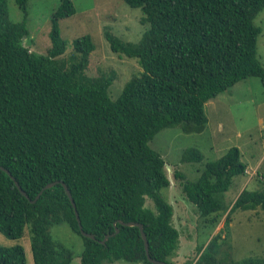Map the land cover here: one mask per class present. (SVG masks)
<instances>
[{"label": "trees", "instance_id": "16d2710c", "mask_svg": "<svg viewBox=\"0 0 264 264\" xmlns=\"http://www.w3.org/2000/svg\"><path fill=\"white\" fill-rule=\"evenodd\" d=\"M123 1L141 8L147 28L138 42L104 32L113 52L141 67L113 98V70L96 79L83 71L95 48L89 35L75 39L74 50L61 56L66 45L58 21L75 12L72 0H60L52 12L45 54L23 43L28 0H15L20 21L9 17L6 0H0V166L26 193L0 168V232L19 238L28 227L34 264L72 263L73 249L50 231L60 224L82 237L78 264H159L148 260L139 227L120 223L128 221L142 224L152 258L174 264L180 234L173 205L161 194L170 181L164 158L149 141L174 125L201 132L208 100L249 76L264 83L257 55L261 28L254 22L264 0ZM181 159L199 162L202 154L188 147ZM246 168L233 145L206 161L194 180L175 172L206 228L226 214L222 228L197 246V258L179 264H264V254L232 255V213L264 211V190L257 187L263 179L257 175L230 205L222 201ZM49 182L56 183L44 188ZM61 182L82 228L94 238L81 234ZM0 264H26L23 246L0 245Z\"/></svg>", "mask_w": 264, "mask_h": 264}, {"label": "rangeland", "instance_id": "374dc122", "mask_svg": "<svg viewBox=\"0 0 264 264\" xmlns=\"http://www.w3.org/2000/svg\"><path fill=\"white\" fill-rule=\"evenodd\" d=\"M8 15L13 21L23 17L15 0H6ZM60 0H28L26 26L28 34L23 39L30 50L45 54L50 46L49 31L52 12ZM75 12L58 21L59 33L66 49L61 54L69 55L74 50L75 39L89 35L94 43L92 61L84 71L92 79L114 71V80L109 94L116 98L125 82L137 75L140 66L136 59L113 52L104 35L112 32L125 41H140L147 25L140 22V7H131L123 0H72ZM254 22L261 28L257 37V55L264 64V8ZM89 77V78H90ZM207 116L205 128L198 133L186 132L174 125L160 129L149 141V145L162 155L164 169L170 184L161 189V194L173 205V224L179 230V246L172 258L174 264L185 260L194 261L198 256L197 246L206 243L223 226L220 222L206 228L201 222L194 204L189 202L182 190L181 173L189 180L197 178L204 163L215 160L230 146L240 149L241 159L247 165L243 176L233 178L230 187L223 193L222 201L230 205L244 185L257 175L263 179L257 187L264 190V83L257 76L243 78L223 92L208 100L204 106ZM196 147L202 154L199 162L183 161V152ZM248 188H251L248 184ZM256 188V187H255ZM151 206L150 199L146 200ZM53 237L69 245L74 251L71 264H78L82 252V237L69 230L64 224L50 228ZM230 241L234 258L264 254V211L236 210L230 223ZM20 243L25 252L26 264H34L31 252L29 228L19 238H10L0 232V245L12 246ZM107 264H136L117 261Z\"/></svg>", "mask_w": 264, "mask_h": 264}, {"label": "water", "instance_id": "95a60500", "mask_svg": "<svg viewBox=\"0 0 264 264\" xmlns=\"http://www.w3.org/2000/svg\"><path fill=\"white\" fill-rule=\"evenodd\" d=\"M0 168L3 169V170H5V171L11 176V178L14 179V177L10 174V172H9L7 169H5V168L2 167V166H0ZM14 180H15V179H14ZM15 183H16L17 187L19 188V190L21 191V193L24 194V195H26V193L22 190V188L20 187V185L18 184V182H17L16 180H15ZM55 183H56V182H49V183H47V184L44 186V188L50 187V186L54 185ZM61 183H62V185H63V187H64V189H65V191H66V193H67V195H68V197H69V199H70V201H71V204H72V206H73V208H74L75 216H76V218H77V221H78V225H79V229H80L81 234L84 235V236H86V237L94 238V235H93V234L86 232V231L82 228V225H81V222H80V219H79V215H78V212H77L76 207H75V202H74V200H73V198H72V196H71V193H70L68 187L66 186V184L63 183V182H61ZM37 197H38V195H37ZM37 197H36V198H37ZM34 200H35V199H33L32 201H34ZM120 223H122V224H124V225H130V226H132V225H136V226H138V227H139V230H140L141 237H142V239H143V241H144V249H145V253H146V255H147L148 260L151 261V262H153V263L167 264L166 262H164V261H160V260H157V259H154V258H152V257L149 255V250H148V249H149L148 239H147V237H146V234H145L144 231H143V227H142V224H141V223H138V222H135V221L120 222ZM118 230H119V229L116 228V229H115V232H118ZM108 237H109V234H106V235L104 236V238L100 240V242H101V243H104V242L108 239Z\"/></svg>", "mask_w": 264, "mask_h": 264}]
</instances>
